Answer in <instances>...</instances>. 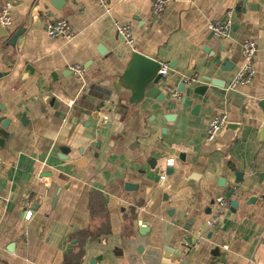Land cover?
Segmentation results:
<instances>
[{
  "label": "crops",
  "instance_id": "obj_1",
  "mask_svg": "<svg viewBox=\"0 0 264 264\" xmlns=\"http://www.w3.org/2000/svg\"><path fill=\"white\" fill-rule=\"evenodd\" d=\"M108 2L105 13L96 0H0L12 5L10 33L25 30L20 46L0 38V264H264V0H168L159 15L151 0ZM227 11L220 40L208 25ZM44 15L66 20L73 40L49 39ZM115 21L130 25V44ZM247 40L255 74L232 90ZM133 51L168 65L144 94L148 78L127 73ZM26 65L36 73L21 82ZM186 78L178 98L164 89ZM220 114L236 140L204 155Z\"/></svg>",
  "mask_w": 264,
  "mask_h": 264
},
{
  "label": "built area",
  "instance_id": "obj_2",
  "mask_svg": "<svg viewBox=\"0 0 264 264\" xmlns=\"http://www.w3.org/2000/svg\"><path fill=\"white\" fill-rule=\"evenodd\" d=\"M168 0H151L150 12L152 15L161 14L166 6ZM98 5L105 11V13H109L110 7L108 0H96ZM10 4H6L0 10V28L10 29L12 26V21L10 17ZM233 13L232 11H227L224 19L222 21H214L208 25V30L218 39L225 40L228 39L233 26ZM114 28L117 35L123 39V41L127 44H130L132 41V31L129 24L115 21ZM44 31L46 36L49 39H64L67 41L73 40L75 34L71 29L68 22L64 19L60 20H52L47 15H44ZM241 50V64L229 86L230 89H235L238 86L248 83L255 74L253 61L257 52L256 44L252 40H247L243 42L240 46ZM71 71L76 76H81L83 70L80 66L71 67ZM162 78L167 77L168 74V65L161 64V69L159 70ZM185 83L195 82V79H184ZM164 89L167 90L171 97L178 98L180 94L173 88H170L166 84L164 85ZM106 120V117H104ZM227 123V117L225 114H220L212 117L206 127L205 131V140L207 142L213 141L217 135L221 132L224 125ZM165 167H172L174 164L173 159H168L165 163ZM164 180L165 176L162 175L160 177ZM218 203L221 207L226 206V201L223 199H218ZM221 215V211L217 214ZM31 217V213H27L25 218L28 220ZM216 224V219H211L207 222L208 227H213Z\"/></svg>",
  "mask_w": 264,
  "mask_h": 264
},
{
  "label": "water",
  "instance_id": "obj_3",
  "mask_svg": "<svg viewBox=\"0 0 264 264\" xmlns=\"http://www.w3.org/2000/svg\"><path fill=\"white\" fill-rule=\"evenodd\" d=\"M25 30L24 28H20L18 29L16 32L14 33H10L9 29H5V28H0V38L1 39H5L8 38L7 40V46L8 47H14L16 45V43L19 40V37L22 36L24 34ZM24 39L21 38L19 40L18 46L22 45ZM204 52H207L206 48H203ZM134 65H136V67L142 72V74L144 75L145 78H148V81H146V84H143V88H142V94H144L146 92V89L150 88L151 86H157L158 82L161 80L162 76L159 73V70L161 68V65L158 61L149 58L147 56L142 55L141 53L137 52V51H133L131 53V62L128 66V70L127 73H130L132 71V68L134 67ZM231 67V64H229L228 61L224 60L223 61V65L221 67V70H229ZM170 68L172 69L173 67L170 66ZM36 73V69L32 68L30 65H26L24 68V71L21 75V82H25L26 80H28L29 78H31L34 74ZM7 73H0V79L3 77H6ZM176 75H174V78L176 79ZM173 78V80H174ZM202 80H206V79H202ZM207 82H210L212 86L215 87H222L220 83H218L217 81L214 80H206ZM189 85L188 83H185L184 81H181L180 84L178 85V88L175 89L179 94L183 93L186 86ZM207 90V86H197L193 89V94L194 95H199L202 96L204 95V93ZM186 97L184 96L182 98V102L181 105H184L185 101H186ZM44 102L45 103H49V105H51L52 107H54V109L57 108V103L55 101L54 98H50V97H44ZM258 107L263 111L264 114V99L260 100L258 102ZM197 109V105L194 107V111ZM190 114L193 115V112H190ZM164 119L167 122H174L176 119V115L174 114H168V115H164ZM8 120H2L1 123L3 126H6V124H8ZM238 125L232 124V123H226L223 127V129L221 130V132L217 135V137L211 141V142H206L203 145V154L204 155H208L212 152L218 151L222 154H227L228 149L230 148L231 144L236 140V136H237V131H238ZM180 129V127L178 128ZM262 132L264 135V125L262 127ZM3 141L0 140V144ZM1 146V145H0ZM236 177V184L239 183L240 179L242 178L241 173H236L235 175ZM127 186H130L129 184H127ZM231 187H227V189L225 190L224 193L226 192H230ZM230 205V211L231 212H235V209L238 207V201L236 200H232L229 203ZM141 231H144V228L142 227L140 229Z\"/></svg>",
  "mask_w": 264,
  "mask_h": 264
}]
</instances>
